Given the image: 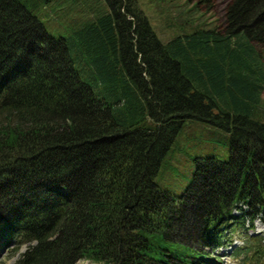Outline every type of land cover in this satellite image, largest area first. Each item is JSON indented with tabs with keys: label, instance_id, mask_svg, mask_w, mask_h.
Here are the masks:
<instances>
[{
	"label": "trees",
	"instance_id": "obj_1",
	"mask_svg": "<svg viewBox=\"0 0 264 264\" xmlns=\"http://www.w3.org/2000/svg\"><path fill=\"white\" fill-rule=\"evenodd\" d=\"M99 2L55 37L25 0H0V252L220 264L242 233L233 255L264 264L249 234L264 224V0H231L222 29L165 43L138 0ZM187 121L229 133L230 156L195 158L178 196L156 179Z\"/></svg>",
	"mask_w": 264,
	"mask_h": 264
},
{
	"label": "rangeland",
	"instance_id": "obj_2",
	"mask_svg": "<svg viewBox=\"0 0 264 264\" xmlns=\"http://www.w3.org/2000/svg\"><path fill=\"white\" fill-rule=\"evenodd\" d=\"M231 0H138L140 8L148 16L159 38L165 43L180 34H187L196 27L219 28L225 25V13ZM27 8L44 23L48 32L55 37L70 34V27L84 19V12L97 5L99 0H25ZM100 9L101 4L98 5ZM264 62V47L255 46ZM221 102L222 107H226ZM260 110L264 111V91L260 99ZM231 135L211 125L187 121L180 130L171 150L164 158L157 183L166 191L182 195L193 179L195 158L216 157L228 160ZM250 223L246 224L247 231ZM256 234L264 238V224L254 222ZM235 247H243L247 239L242 233L233 235ZM27 245L18 247L12 242L0 252V264H18ZM221 259L220 264H242L244 256H234L231 249H222L212 254ZM216 260V259H215ZM78 264H97L82 260ZM219 264V263H218Z\"/></svg>",
	"mask_w": 264,
	"mask_h": 264
}]
</instances>
